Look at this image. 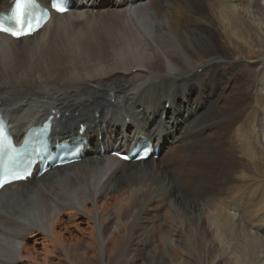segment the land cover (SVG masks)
<instances>
[{
    "label": "bare ground",
    "instance_id": "1",
    "mask_svg": "<svg viewBox=\"0 0 264 264\" xmlns=\"http://www.w3.org/2000/svg\"><path fill=\"white\" fill-rule=\"evenodd\" d=\"M69 1L31 37L0 35L13 137L52 117L53 140L84 144L79 162L0 190V264H91L94 247L116 259L126 241L120 226L110 233L112 207L122 222L166 209L177 230L166 261L152 251L141 264H264V0ZM144 141L180 172L153 154L111 156ZM153 221L129 228L127 247L147 253Z\"/></svg>",
    "mask_w": 264,
    "mask_h": 264
},
{
    "label": "rangeland",
    "instance_id": "2",
    "mask_svg": "<svg viewBox=\"0 0 264 264\" xmlns=\"http://www.w3.org/2000/svg\"><path fill=\"white\" fill-rule=\"evenodd\" d=\"M113 19V18H112ZM111 19V20H112ZM133 73L135 72L134 70L132 71ZM200 74V71L198 72ZM103 82H107L108 81V77H103ZM204 90V88H202ZM113 103V100L112 102ZM165 109L167 110V106L165 107ZM126 123H128V120H126ZM170 150L169 149H162V151L160 150V152L158 153V155L156 156V158H154V161L155 162H158V163H168L170 166H171V169L174 170V173L175 172H180L179 171V168L181 167L182 168V163L180 160L178 161H174L172 160V156L170 155V153H167L169 152ZM163 155V156H162ZM168 155V156H167ZM161 157V158H160ZM166 157V159H165ZM168 157V158H167ZM171 158V159H170ZM166 160V161H165ZM169 160V161H168ZM177 162V163H176ZM174 163V164H173ZM181 164V165H180ZM179 166V167H177ZM177 167V168H176ZM177 170V171H176ZM176 175V174H175ZM215 183V182H213ZM216 184V183H215ZM175 188L177 189V185L175 186ZM179 193L180 194H183L184 190L181 188L179 189ZM125 195H130V192L127 191L125 192ZM126 198V197H125ZM128 198V197H127ZM15 207L16 204H15ZM124 209V208H123ZM94 210V208H93ZM112 212H109L111 211ZM115 210V211H114ZM146 211V212H145ZM116 212V213H115ZM136 212V209H132L131 212H128V215H127V218L124 222H122V220H118L117 218V210L115 207H112V208H109V210H107L106 214H105V217L109 216L110 214V217L113 218L112 221H114V223L112 222V226L113 228L111 229V235H113L114 231H116V227L120 226L122 228V235H121V239H122V242L124 243L125 241V244H122L121 247H120V253L119 255H117L116 259H113V258H108L105 254L101 253V249L98 250L97 248L94 247V249H90L88 251V253H91L93 254V257L91 259V264H141L144 260V256H146L148 253L152 252V251H157V254H155V256H157L159 258V260L161 261H166L168 259V255H165L166 253L167 254H171V251H170V247L168 246L167 244V241L166 239H173V240H179L177 238V234H176V231H174V229H168L164 220L165 218L164 217V213H166V209H157V208H154V210H144L143 211V215H141V219H137L138 217L136 215H138V213H135ZM109 213V214H108ZM114 215V216H113ZM154 215V216H153ZM146 216V217H145ZM155 217V218H154ZM161 217V218H160ZM150 218V219H149ZM154 220L153 222L160 225L161 228H160V234H163V235H160L158 234V230L157 229H153L151 230L150 232H144L142 237L144 239H147L151 242L152 245H150V247H147L148 249V252L145 253V254H142V252L139 251V249L135 248L133 245L129 247H127L128 245L126 244L127 243V239H128V236H129V231L137 224L141 221V223L143 221L144 224H142L143 226L145 225H149V221L150 220ZM159 219V220H158ZM140 220V221H139ZM92 224L95 223L94 220H90ZM132 221V222H131ZM137 221V222H136ZM134 222V223H133ZM127 225L125 226L124 224ZM95 225V224H94ZM155 226V225H154ZM129 228H131L129 230ZM115 229V230H114ZM146 233V234H145ZM150 233V234H149ZM152 234V235H151ZM111 235L109 234L107 239L108 241H112L110 238H111ZM145 236V237H144ZM149 236V237H147ZM126 237V238H125ZM153 237V238H152ZM149 238V239H148ZM160 238V239H159ZM159 239V240H158ZM186 239V240H185ZM189 240V241H188ZM180 241V240H179ZM183 243L188 247V249L191 251L193 250V248L196 250L198 249V242L192 241V239L189 237H184L182 239ZM186 241V242H185ZM87 242L91 243V239L87 238L86 237H83V245H85ZM166 242V243H165ZM190 242V243H189ZM27 245H29L31 247V242H26ZM145 243L146 240H145ZM191 246V247H190ZM197 247V248H196ZM35 248V251L36 252H40V249L38 247H34ZM109 249H110V246H109ZM98 251V252H97ZM136 251V252H135ZM110 252V250H108L107 254ZM193 252V251H192ZM196 252V251H195ZM126 253V254H125ZM124 254V256H123ZM59 257V255H57ZM92 256V255H91ZM60 258V257H59ZM119 258V260H117ZM176 261H179V258L178 257H175ZM113 260H116L115 262ZM129 260V261H127ZM58 261V259H55V258H52L48 261V264H55L56 262ZM134 261V262H133ZM111 262V263H110Z\"/></svg>",
    "mask_w": 264,
    "mask_h": 264
},
{
    "label": "snow or ice",
    "instance_id": "3",
    "mask_svg": "<svg viewBox=\"0 0 264 264\" xmlns=\"http://www.w3.org/2000/svg\"><path fill=\"white\" fill-rule=\"evenodd\" d=\"M44 14L46 13L36 9V0H15V7L11 14L0 16V32L8 33L17 37L22 34H31L34 30L32 27L33 20L37 16ZM2 138L3 133L0 132V139ZM12 174L17 179L23 178L15 172ZM6 175L7 173H5V177ZM8 182L9 181L6 178L0 179V186H3V183Z\"/></svg>",
    "mask_w": 264,
    "mask_h": 264
}]
</instances>
